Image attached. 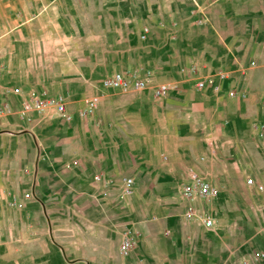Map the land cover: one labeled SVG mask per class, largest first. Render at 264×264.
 <instances>
[{
	"label": "crops",
	"instance_id": "crops-1",
	"mask_svg": "<svg viewBox=\"0 0 264 264\" xmlns=\"http://www.w3.org/2000/svg\"><path fill=\"white\" fill-rule=\"evenodd\" d=\"M9 24L0 33V107L8 109L0 129L12 132L0 140L17 146L0 167V264H264L259 229L229 223L241 213H213L247 192L264 223V0H44ZM116 71L148 72V83L101 88ZM218 71V92L195 86ZM163 82L174 88L156 99ZM41 88L64 99L70 122L52 108L31 124L18 118L26 91ZM189 168L218 188L190 201L211 215V228L183 218ZM96 172L109 180L106 196ZM122 176L133 184L120 200ZM124 228L138 232L125 258Z\"/></svg>",
	"mask_w": 264,
	"mask_h": 264
},
{
	"label": "built area",
	"instance_id": "built-area-1",
	"mask_svg": "<svg viewBox=\"0 0 264 264\" xmlns=\"http://www.w3.org/2000/svg\"><path fill=\"white\" fill-rule=\"evenodd\" d=\"M143 35H140L142 38ZM254 61H250L249 65H253ZM148 72H144L141 76L138 72H113L108 76L101 78L100 86L101 88H111L117 90H140L145 88L148 83ZM223 78L222 72L218 71L215 76V80L212 78H207L206 80H199L196 82L195 86L201 88L205 83H211L212 89L214 92L219 91L218 80ZM174 88V85L169 83H160L153 88V96L156 99L162 98L165 96L171 89ZM18 92V89H4V92ZM234 91L228 90L227 96H233ZM100 94H95L90 96L86 101L84 108L80 109L77 113L79 117H84L86 114L92 111V108L99 100ZM48 108H52L56 115L60 117L64 122L71 121V115L65 110L64 99L61 96L54 95L49 93L47 90L41 88L40 90L29 89L26 91L24 98L20 102V106L17 110V116L19 119L32 123V114L34 113L38 117ZM4 107H0V113L7 111ZM69 165H75L74 161L66 164V167ZM92 179L94 182L102 186L101 194L103 196L107 195V184L108 178L101 172H96L93 174ZM118 188V199H123L125 196H128L132 191L133 179L129 176H122L119 180ZM245 184L253 188L256 192L262 191V186L260 184L254 183V180L251 176L245 178ZM218 193V188L215 184L206 180L204 177L197 174L193 169L189 168L187 170V181L182 183L179 188L180 198L184 201V211L183 218L185 220H195L198 221L203 227L211 228L213 225V218L211 215L205 213L204 211H199L195 208L190 201L197 198L210 200L214 198ZM28 193H23V197L27 198ZM259 233L264 238V223L259 227ZM138 232L135 228H124L120 232V240L118 244V253L121 257H126L131 249L134 246L135 238L137 237ZM263 256V253L259 252L253 255V260H256ZM246 261L243 260V264Z\"/></svg>",
	"mask_w": 264,
	"mask_h": 264
},
{
	"label": "rangeland",
	"instance_id": "rangeland-1",
	"mask_svg": "<svg viewBox=\"0 0 264 264\" xmlns=\"http://www.w3.org/2000/svg\"><path fill=\"white\" fill-rule=\"evenodd\" d=\"M43 3L44 0H0V33L7 32L13 25L9 24V21L14 16L15 12H23L29 15L32 14L34 11H38ZM0 132H3V134H5L10 133L12 131L9 129H0ZM8 143L11 144L9 147ZM16 146L17 144L14 142L0 140V167H3L4 165H9L10 161L12 160V156H10V151L14 150ZM241 196L242 197L240 199V203L238 202V205H233L231 203V199L227 198V206L223 211L221 209L218 210L217 206L214 205V216L217 219V217L220 216L221 213H241V218L238 221H230L229 223L232 224L235 228L237 227L243 230H248L250 233L256 232L257 229H259V225L262 223V221L258 220L254 216V210H252V207L250 206L249 193L244 192L243 194H241ZM243 214H247V216L249 215L248 218L250 219H246ZM229 218H231V215ZM219 227H221L220 224Z\"/></svg>",
	"mask_w": 264,
	"mask_h": 264
}]
</instances>
